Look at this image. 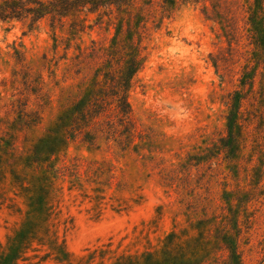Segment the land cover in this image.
Returning <instances> with one entry per match:
<instances>
[{
	"label": "rangeland",
	"instance_id": "374dc122",
	"mask_svg": "<svg viewBox=\"0 0 264 264\" xmlns=\"http://www.w3.org/2000/svg\"><path fill=\"white\" fill-rule=\"evenodd\" d=\"M94 22L91 16L93 25L71 37L64 54L60 38L68 36V26L52 28L41 22L30 28L19 21H0L2 161L28 154L61 107L84 86L85 72L76 74L71 65L74 47L92 41L108 44L110 38V33ZM218 32L217 25L203 17L199 5L182 4L145 41L146 60L134 77L129 101L139 124L156 139L154 160L115 147L108 149L104 144L93 149L78 141L70 142L60 155L58 163L73 157L104 160L113 174L108 180L104 174L100 176V183L82 177V186L73 187L67 177L56 180L57 235L63 239L72 264H79L80 257L82 264H111L121 255L140 257L147 251H160L173 230L181 241L196 236L197 221L205 214H220V206L226 205L223 189L233 190V208L240 206L242 264H264V62L262 57L258 64L249 58L257 68L253 91L243 100L246 127L235 166H231L223 152L210 153L226 134L223 100L238 86L240 65L251 56L245 49L251 46L243 37L235 65L229 62L233 71L217 72L209 53L227 46L223 37H217ZM54 36L58 38L56 47ZM187 153L206 154L211 167L205 162L191 166L189 179L163 183L153 162L163 158L165 173ZM0 192L3 248L20 227L26 206L8 173ZM224 211L228 213L227 208ZM209 233H205L209 241L204 264H221L227 251L217 243L215 231ZM45 249L29 251L26 264H62L52 255L42 259ZM90 254L93 257L88 259Z\"/></svg>",
	"mask_w": 264,
	"mask_h": 264
},
{
	"label": "trees",
	"instance_id": "16d2710c",
	"mask_svg": "<svg viewBox=\"0 0 264 264\" xmlns=\"http://www.w3.org/2000/svg\"><path fill=\"white\" fill-rule=\"evenodd\" d=\"M182 4L199 5L203 17L217 25V37L226 41V47L209 53L217 72L233 71L229 62L235 65V53L243 37L246 45L251 46L250 50L245 49L251 56L245 57V63L240 65L238 86L228 91L223 100L227 110L224 115L226 134L213 146L214 153H210L213 156L223 152L231 166H235L234 157L246 127L243 100L253 91L257 68L249 58L253 57L258 64L262 57L264 62V0H0L2 22L19 21L30 28L41 22L52 28L68 26V36L60 38L64 42V54L71 37L93 25L91 16H94V24L110 33L108 44L92 41L88 46L74 47L71 65L74 73L85 72L84 86L61 107L53 124L32 144L28 154L12 156L8 161L0 159V191L8 173L26 206L20 227L8 238L5 247L0 248V264H26L30 259L29 251H39L44 246L42 259L52 255L57 262L72 264L63 239L59 240L57 235L58 220L55 219L60 209H57L56 180L67 177L73 187L82 186V177L98 182L103 174L106 180L113 174L104 160L73 157L69 162L58 163L70 142L78 141L93 149L104 144L108 149L115 147L121 152L135 153L143 160H154L156 139L135 118L129 90L134 77L144 67L145 41ZM54 40L56 47L57 36ZM210 160L206 154L187 153L165 173L163 158L153 163L163 183L170 185L174 178L189 179L191 166L205 162L210 168ZM222 195L226 205L220 206L221 213L212 217L205 214L199 219L194 227L198 231L196 236L189 235L181 241L173 230L166 236L160 251H147L140 257L121 255L111 264H204L209 241L205 233L211 230L216 233L217 243L219 241L227 251V259L221 264H242L240 206L233 208V190L223 189ZM226 208L228 213L224 211ZM92 257L90 254L88 259ZM82 259L80 257L79 264Z\"/></svg>",
	"mask_w": 264,
	"mask_h": 264
}]
</instances>
